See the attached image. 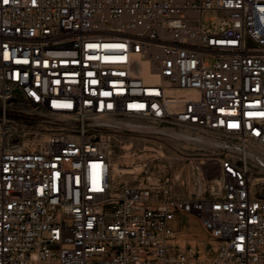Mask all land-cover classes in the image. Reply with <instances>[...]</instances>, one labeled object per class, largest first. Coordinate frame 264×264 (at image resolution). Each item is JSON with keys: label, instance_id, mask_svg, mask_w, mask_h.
Returning <instances> with one entry per match:
<instances>
[{"label": "built area", "instance_id": "1", "mask_svg": "<svg viewBox=\"0 0 264 264\" xmlns=\"http://www.w3.org/2000/svg\"><path fill=\"white\" fill-rule=\"evenodd\" d=\"M136 120L211 141L203 192L113 184ZM0 264H264V0H0Z\"/></svg>", "mask_w": 264, "mask_h": 264}, {"label": "rangeland", "instance_id": "2", "mask_svg": "<svg viewBox=\"0 0 264 264\" xmlns=\"http://www.w3.org/2000/svg\"><path fill=\"white\" fill-rule=\"evenodd\" d=\"M211 14L210 10L203 12L202 22L206 27L211 23ZM130 123L141 129L132 128L115 133L110 155L111 164L118 163L127 168L142 163V169L137 178L129 174L115 175L117 187L126 184L144 185L148 182V177L160 179L169 176L175 181L176 191L181 194L190 195L204 191L195 176L198 173V166L205 157V145L200 146L196 141L178 138L168 129L155 126L148 121L136 120ZM181 132V129H176V133ZM146 146H151L154 150H148L150 148ZM127 153L132 156V160L124 161ZM175 229L176 244L189 252L196 262L207 261L211 257L214 240L198 220L192 216L182 215L177 219Z\"/></svg>", "mask_w": 264, "mask_h": 264}, {"label": "bare ground", "instance_id": "3", "mask_svg": "<svg viewBox=\"0 0 264 264\" xmlns=\"http://www.w3.org/2000/svg\"><path fill=\"white\" fill-rule=\"evenodd\" d=\"M127 126L129 128H135L137 127L135 124L133 123H130L128 122L127 123ZM140 130V129H139ZM174 136L178 137V138H181V139H185V140H193V141H196L198 145H206L207 143L211 142L210 140L208 139H205L203 137H200V136H193L194 139L192 138V135L191 134H188V133H184V132H181V133H172ZM149 147V146H146V148ZM150 149L148 150H154L153 147H149ZM147 153V152H146ZM143 156V155H141ZM132 156L129 155L128 153L125 154L124 156V161H130L132 160ZM120 160V159H119ZM121 163V162H120ZM142 169V163H137V165H133L132 167H122L120 164L118 163H114L113 165L111 164V177H112V180H113V184L115 185V179H114V176H123V175H126V174H129V175H133V178H137L138 177V173L140 172V170ZM128 177V176H127ZM196 181L197 183L200 185V188H205V180L203 178V176L201 175V171H200V166H198V173L196 174ZM154 179V178H153ZM219 178H217L216 176L212 179V186H213V189H216L219 185ZM127 185V184H126ZM116 186V185H115ZM140 186V185H139ZM191 223V222H190ZM191 225V224H190ZM192 226V225H191ZM190 226V227H191Z\"/></svg>", "mask_w": 264, "mask_h": 264}, {"label": "trees", "instance_id": "4", "mask_svg": "<svg viewBox=\"0 0 264 264\" xmlns=\"http://www.w3.org/2000/svg\"><path fill=\"white\" fill-rule=\"evenodd\" d=\"M9 114H12V115H14V114L22 115L21 113L14 112V111H10Z\"/></svg>", "mask_w": 264, "mask_h": 264}, {"label": "snow or ice", "instance_id": "5", "mask_svg": "<svg viewBox=\"0 0 264 264\" xmlns=\"http://www.w3.org/2000/svg\"><path fill=\"white\" fill-rule=\"evenodd\" d=\"M5 2H6V0H5Z\"/></svg>", "mask_w": 264, "mask_h": 264}]
</instances>
